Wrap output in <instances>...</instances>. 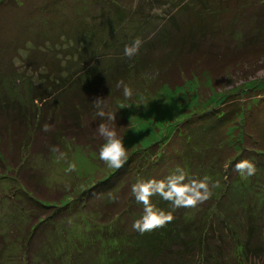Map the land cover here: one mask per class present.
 <instances>
[{
  "label": "trees",
  "instance_id": "16d2710c",
  "mask_svg": "<svg viewBox=\"0 0 264 264\" xmlns=\"http://www.w3.org/2000/svg\"><path fill=\"white\" fill-rule=\"evenodd\" d=\"M165 7V17L153 12ZM163 20L132 59L122 56L126 44ZM97 44L115 48L120 67L99 65ZM259 63L264 0H0V181L12 185L29 223L39 219L14 235L23 246L21 264H264V85L228 94L217 109L201 107L164 142L136 151L65 202L42 191L44 173L32 163L75 141L78 149L99 152L102 122L125 135L129 123L119 103L186 81L217 85L231 70ZM121 80L131 98L117 88ZM96 96L106 98L115 120L97 115ZM245 158L256 165L252 176L234 171ZM177 166L188 177H209L211 197L174 209L154 195L152 203L173 220L143 234L133 230L143 205L131 186L164 179ZM3 208L0 261L19 225V216Z\"/></svg>",
  "mask_w": 264,
  "mask_h": 264
},
{
  "label": "rangeland",
  "instance_id": "374dc122",
  "mask_svg": "<svg viewBox=\"0 0 264 264\" xmlns=\"http://www.w3.org/2000/svg\"><path fill=\"white\" fill-rule=\"evenodd\" d=\"M146 4L150 5L147 1ZM147 8H149V6H147ZM169 10V7H165L164 10L154 9L153 12L160 17H165V14ZM160 17L158 18L160 19ZM165 21L156 22L154 26H157L151 33L147 34V36L141 40V45L150 42ZM166 31H169L168 27L166 28ZM172 32L176 33L177 31L173 30ZM150 47H152V45H150L149 48ZM92 49L94 50V55L97 57L96 59L100 60L99 65L101 66L113 67L114 65L119 66L120 63H122L118 62V59L121 58L118 57L120 55L115 51V48H105L103 44H97L96 46L93 45ZM143 51H148V48H143ZM122 56L125 57V54ZM133 56L130 58L132 59ZM111 57L114 59L112 62ZM259 66H261L260 63L255 65L253 67L254 69L243 67L240 69H234L233 71L231 70L227 75L229 79L225 78L222 80L220 78L219 81H221V83H218L217 85L206 80L186 81L181 88L176 90L163 88L160 92L155 93V95L150 94L143 97L140 96L137 98H131L129 101H125V103H119L121 104L120 112L129 123L127 133L120 137L123 139L127 148L126 161L136 151L146 150L154 143L164 142L174 133L178 125L192 116L191 114L201 111V107L204 106L207 108L215 105V108L217 109L220 106L222 99L228 94L235 91H249L254 87L263 86L264 64L261 68H258ZM77 71L78 70L76 69L74 72ZM27 74L30 76V72ZM62 101L63 99L61 98L60 102ZM120 134L121 130L118 131V136ZM78 148L76 141L74 144L64 143L60 152L66 153L65 159H59V153H56L47 158L37 157L32 161V163H35L34 167L41 169L44 173L45 184L42 191L55 199H61V202L72 199V196H78L89 185L96 184L102 179L104 180L105 177L110 176L117 170L109 168L107 164L101 161L99 159V152L92 149H90V152L89 150L85 151ZM73 162L76 164V170L68 172V165ZM11 186L12 185L7 184L6 182L0 181V209L4 206L3 209H5V207L8 208L9 215L19 216L17 219V224L19 225L18 230H13L11 232L12 234L9 236L8 240L10 243H8V245L10 246L7 248L8 250L5 254H3L2 260L0 261V263L2 262L1 264L22 263L24 259L23 246L20 241L15 240L14 235L23 232L24 228H32L39 220L37 219L36 221H31L29 223L28 215L27 217H23L20 209L15 205L17 199L11 196ZM260 203L264 202L261 201ZM12 207L17 208V210L12 209ZM28 212L26 213L29 214ZM7 226H9V224H7Z\"/></svg>",
  "mask_w": 264,
  "mask_h": 264
},
{
  "label": "clouds",
  "instance_id": "9594fccd",
  "mask_svg": "<svg viewBox=\"0 0 264 264\" xmlns=\"http://www.w3.org/2000/svg\"><path fill=\"white\" fill-rule=\"evenodd\" d=\"M141 43V39L137 37L131 44H126L124 48L125 56L131 57L138 52ZM117 88H122L124 97H132V89L123 80L117 83ZM92 101L98 110L97 115L101 119L106 118L109 121L116 119V115L106 112L105 97L96 96ZM43 130L50 131V126L45 124ZM97 131L105 141L100 147L99 159L107 164L109 168H122L127 159V148L123 139L107 123H100ZM51 150L54 153H59V159L66 158V153L60 152L58 147H53ZM75 170L76 164L74 162L70 163L67 171L72 172ZM234 171L242 176H252L256 172V165L245 158L235 163ZM211 187H219V182L212 184ZM131 192L136 201L143 205L142 217L136 219L132 224L133 230L141 234L164 227L173 220L172 212L159 209L152 203L151 197L154 195H159L163 200L170 202L174 209L181 207L194 208L198 204L207 201L212 195L209 177L205 176L202 179L188 177L185 170L179 166L174 168L164 179H138L131 186Z\"/></svg>",
  "mask_w": 264,
  "mask_h": 264
}]
</instances>
